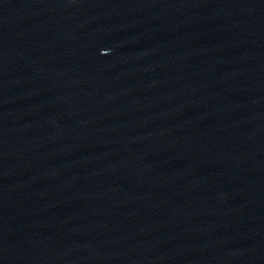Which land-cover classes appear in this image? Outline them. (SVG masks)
Segmentation results:
<instances>
[{
	"label": "water",
	"instance_id": "water-1",
	"mask_svg": "<svg viewBox=\"0 0 264 264\" xmlns=\"http://www.w3.org/2000/svg\"><path fill=\"white\" fill-rule=\"evenodd\" d=\"M0 264H264V0H0Z\"/></svg>",
	"mask_w": 264,
	"mask_h": 264
}]
</instances>
